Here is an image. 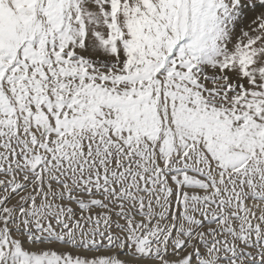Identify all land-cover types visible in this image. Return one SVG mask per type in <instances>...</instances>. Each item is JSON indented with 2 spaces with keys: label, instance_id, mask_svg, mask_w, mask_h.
Wrapping results in <instances>:
<instances>
[{
  "label": "snow or ice",
  "instance_id": "1",
  "mask_svg": "<svg viewBox=\"0 0 264 264\" xmlns=\"http://www.w3.org/2000/svg\"><path fill=\"white\" fill-rule=\"evenodd\" d=\"M0 264H264V0H0Z\"/></svg>",
  "mask_w": 264,
  "mask_h": 264
}]
</instances>
